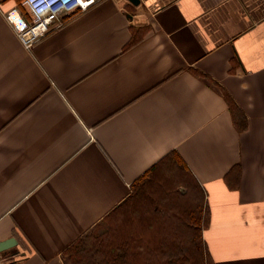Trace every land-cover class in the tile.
Listing matches in <instances>:
<instances>
[{
	"label": "crops",
	"instance_id": "1",
	"mask_svg": "<svg viewBox=\"0 0 264 264\" xmlns=\"http://www.w3.org/2000/svg\"><path fill=\"white\" fill-rule=\"evenodd\" d=\"M11 9L27 13L0 0L1 264H69L171 151L205 193L209 264H264V0H97L28 47Z\"/></svg>",
	"mask_w": 264,
	"mask_h": 264
},
{
	"label": "trees",
	"instance_id": "2",
	"mask_svg": "<svg viewBox=\"0 0 264 264\" xmlns=\"http://www.w3.org/2000/svg\"><path fill=\"white\" fill-rule=\"evenodd\" d=\"M126 203L122 231L110 233L112 223L101 232L92 226L65 249L69 264H209L205 193L176 151L138 177L111 211Z\"/></svg>",
	"mask_w": 264,
	"mask_h": 264
},
{
	"label": "built area",
	"instance_id": "3",
	"mask_svg": "<svg viewBox=\"0 0 264 264\" xmlns=\"http://www.w3.org/2000/svg\"><path fill=\"white\" fill-rule=\"evenodd\" d=\"M97 0H23L27 13L17 9L6 12V19L13 26L20 41L30 46L63 17L85 10ZM1 264V258H0Z\"/></svg>",
	"mask_w": 264,
	"mask_h": 264
},
{
	"label": "rangeland",
	"instance_id": "4",
	"mask_svg": "<svg viewBox=\"0 0 264 264\" xmlns=\"http://www.w3.org/2000/svg\"><path fill=\"white\" fill-rule=\"evenodd\" d=\"M130 211H131V209L129 208L128 203H126V205H124L123 207L115 209V210L109 212L107 215H105L104 219H102L99 223H97V224H95V226H93L94 227L93 230L101 232L112 223L110 233H113L114 229L115 230L118 229V231L121 232L122 227H125V224H123V225H121V224L128 220L126 215ZM120 234H122V233H120Z\"/></svg>",
	"mask_w": 264,
	"mask_h": 264
},
{
	"label": "water",
	"instance_id": "5",
	"mask_svg": "<svg viewBox=\"0 0 264 264\" xmlns=\"http://www.w3.org/2000/svg\"><path fill=\"white\" fill-rule=\"evenodd\" d=\"M132 4L136 5L139 3V0H129ZM14 243V238H8L0 242V251L10 248Z\"/></svg>",
	"mask_w": 264,
	"mask_h": 264
}]
</instances>
